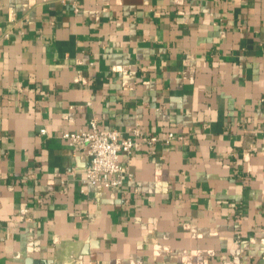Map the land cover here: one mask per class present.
<instances>
[{
	"label": "crops",
	"instance_id": "0c3cea01",
	"mask_svg": "<svg viewBox=\"0 0 264 264\" xmlns=\"http://www.w3.org/2000/svg\"><path fill=\"white\" fill-rule=\"evenodd\" d=\"M262 97L264 0H0V264H264ZM92 119L183 140L91 186Z\"/></svg>",
	"mask_w": 264,
	"mask_h": 264
},
{
	"label": "built area",
	"instance_id": "2783aa9c",
	"mask_svg": "<svg viewBox=\"0 0 264 264\" xmlns=\"http://www.w3.org/2000/svg\"><path fill=\"white\" fill-rule=\"evenodd\" d=\"M74 7L77 10L75 4ZM9 19L15 20L14 12L10 13ZM7 36L9 34H6ZM261 102L264 104V97L261 98ZM40 134H47V129L41 128ZM61 137L67 140L74 151L86 150L89 158L84 178L86 184L91 186L103 184L110 188H119L133 178L128 166L121 162V153L132 154L140 142L155 147L158 144L170 146L183 140V137L175 132H169L164 136L146 134L138 123L124 135L119 130L101 128L96 119L90 121L89 128L65 130ZM21 213H28V209L23 208Z\"/></svg>",
	"mask_w": 264,
	"mask_h": 264
}]
</instances>
